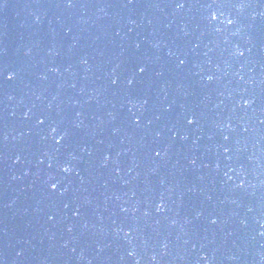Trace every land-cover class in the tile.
Masks as SVG:
<instances>
[{
    "label": "water",
    "instance_id": "1",
    "mask_svg": "<svg viewBox=\"0 0 264 264\" xmlns=\"http://www.w3.org/2000/svg\"><path fill=\"white\" fill-rule=\"evenodd\" d=\"M0 264H264V0H0Z\"/></svg>",
    "mask_w": 264,
    "mask_h": 264
},
{
    "label": "snow or ice",
    "instance_id": "2",
    "mask_svg": "<svg viewBox=\"0 0 264 264\" xmlns=\"http://www.w3.org/2000/svg\"><path fill=\"white\" fill-rule=\"evenodd\" d=\"M141 71H143V69H141ZM40 123H43V121H40ZM57 143H59V141H57ZM157 155H158V153H157Z\"/></svg>",
    "mask_w": 264,
    "mask_h": 264
}]
</instances>
